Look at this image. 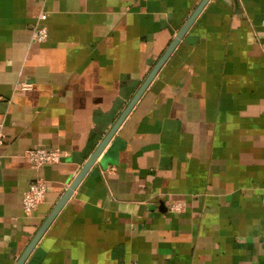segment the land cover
<instances>
[{
  "label": "crops",
  "instance_id": "1",
  "mask_svg": "<svg viewBox=\"0 0 264 264\" xmlns=\"http://www.w3.org/2000/svg\"><path fill=\"white\" fill-rule=\"evenodd\" d=\"M200 1L0 0V264ZM31 148L62 159L36 170ZM35 178L44 199L25 217ZM23 264H264V0H208Z\"/></svg>",
  "mask_w": 264,
  "mask_h": 264
},
{
  "label": "water",
  "instance_id": "2",
  "mask_svg": "<svg viewBox=\"0 0 264 264\" xmlns=\"http://www.w3.org/2000/svg\"><path fill=\"white\" fill-rule=\"evenodd\" d=\"M208 0H201L200 3L196 6L192 14L189 16V18L184 22V24L181 26L179 31L175 34L174 38L164 51V53L160 56V58L156 61L150 72L147 74L144 81L140 84L134 95L131 97L127 105L124 107L120 115L116 118L112 126L109 128V130L104 134L102 139L98 142V144L93 149L92 153L90 154L89 158L86 160L85 164L82 166L80 171L78 172L76 178L74 181L70 184L69 188L66 190V192L61 196V198L58 200L50 214L46 217V219L42 222V224L39 226L37 231L35 232L33 238L17 260L15 264H23L28 255L31 253L43 233L46 231L52 220L56 217L62 206L65 204L67 199L70 197L72 191L76 188L80 180L84 177V175L87 173V171L90 169V167L93 165V163L96 161V159L101 155L102 151L108 144V142L112 139L115 132L119 128V126L122 124L124 119L128 116L132 108L135 106L136 102L139 100V98L142 96L150 82L153 80L159 69L162 67V65L166 62V60L169 58L172 51L175 49L179 41L183 38L184 34L187 32L191 24L194 22L196 17L199 15L203 7L206 5Z\"/></svg>",
  "mask_w": 264,
  "mask_h": 264
},
{
  "label": "built area",
  "instance_id": "3",
  "mask_svg": "<svg viewBox=\"0 0 264 264\" xmlns=\"http://www.w3.org/2000/svg\"><path fill=\"white\" fill-rule=\"evenodd\" d=\"M45 20L46 13L40 11L31 28V42L43 43L47 40L48 34ZM20 87L21 89H27L29 85L21 84ZM1 138L2 136L0 134V144ZM24 155L29 159L33 168L38 170L44 166L59 163L63 154L58 148H31L25 150ZM45 190V181L41 178H35L29 183L27 190L22 196V213L25 217L31 216L38 205L43 201ZM167 207L170 213H180L184 210L185 203L183 200H170L167 203Z\"/></svg>",
  "mask_w": 264,
  "mask_h": 264
}]
</instances>
